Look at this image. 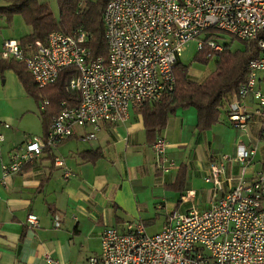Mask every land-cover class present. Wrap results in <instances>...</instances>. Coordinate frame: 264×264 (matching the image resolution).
Masks as SVG:
<instances>
[{
	"label": "built area",
	"instance_id": "2783aa9c",
	"mask_svg": "<svg viewBox=\"0 0 264 264\" xmlns=\"http://www.w3.org/2000/svg\"><path fill=\"white\" fill-rule=\"evenodd\" d=\"M103 23L106 58L91 56L84 31H51L45 43L26 46L17 39L2 42L0 57L22 62L39 87L54 83L63 67H75L78 76L68 87L79 93V103L70 107L62 101L44 138L33 136L22 150L10 152L9 160L0 166L1 185L6 186L11 175L32 163L46 147H56L72 136L77 127L97 131L104 122L116 125L128 118L130 107L171 92L176 59L189 41L209 27L257 41L260 55L249 60L245 82L231 93L228 119L236 130L245 131L253 114L259 115L258 138L264 141V93L256 87L259 73L264 72V0H109ZM206 43L208 56L223 50L214 38ZM203 45L199 39L196 47ZM249 94L255 109L244 103ZM0 126L8 128L9 124L0 121ZM3 140L0 133V145ZM166 147L162 138L152 144L162 169L173 164L165 157ZM235 152L243 167L222 198L203 211L191 208L170 214L154 234L146 233L140 221L125 222L122 231L104 227L99 232V253L84 264H264V171L245 180L255 148L238 143ZM54 164L61 166L63 161L54 157ZM210 169L211 180L219 185L222 168L212 164ZM71 174L65 168L62 177ZM26 224L38 227L37 217L28 215ZM43 253L47 264H65Z\"/></svg>",
	"mask_w": 264,
	"mask_h": 264
},
{
	"label": "crops",
	"instance_id": "0c3cea01",
	"mask_svg": "<svg viewBox=\"0 0 264 264\" xmlns=\"http://www.w3.org/2000/svg\"><path fill=\"white\" fill-rule=\"evenodd\" d=\"M26 30L24 35L31 33L29 26ZM24 35L0 32V48L5 39L21 40ZM262 83L263 77H258L256 86ZM34 102L12 68L0 70V121L9 124L0 126L4 137L0 166L29 138L42 136ZM244 103L256 108L251 94ZM261 123L262 118L253 114L246 130L238 131L227 113L211 128L197 130L195 109H179L157 136L166 141L165 157L173 161L166 169L159 167L160 158L136 110L116 125L103 123L98 131L77 127L51 154L42 152L11 175L6 186L0 184V264H47L44 251L65 264H84L99 253V232L104 227L122 231L125 222L140 221L146 229L160 220V228L150 232L154 234L172 213L207 209L238 180L243 167L235 158L238 143L255 148L245 180L264 171V145L258 151ZM86 152H96L97 157L85 159L81 154ZM50 155L60 157L63 165L54 164ZM212 164L222 168L219 185L211 180ZM65 168L72 172L68 178L62 177ZM179 175L184 176L181 182ZM30 214L37 217L38 227L26 224ZM76 255L83 258L75 259Z\"/></svg>",
	"mask_w": 264,
	"mask_h": 264
},
{
	"label": "trees",
	"instance_id": "16d2710c",
	"mask_svg": "<svg viewBox=\"0 0 264 264\" xmlns=\"http://www.w3.org/2000/svg\"><path fill=\"white\" fill-rule=\"evenodd\" d=\"M56 1L59 10L57 20L54 19L48 5L38 0H0V18L11 23L15 15H20L24 23L31 28V33L20 40L23 46L36 41L45 43L51 31H60L64 34L84 31L87 33L86 46L91 56L106 58L107 43L104 35L103 11L109 0ZM216 31L223 32L214 27L203 31L206 32L205 37L199 39L204 45L200 49L196 48L197 55L193 58L194 61L205 65L210 61L214 62L213 69L207 72L204 78L201 80L189 78V66L182 64L178 56L174 64V89L162 94L157 100L130 107V110H136L141 115L144 129L153 143L157 138H162L157 136L165 127L168 117L179 109L186 107L195 109L197 130L211 128L228 113L231 93L245 82L247 64L249 60L260 55V50L257 41L241 40L233 36L232 40L237 39L244 46L242 49H231L230 43H221L215 34ZM213 38L223 45V50L220 53H210L211 56H208L210 51L206 42ZM6 68H12L16 72L27 93L35 100L43 130L41 138L46 136L51 120L58 114L62 101L70 107L79 103V93L68 87L70 80L78 76V71L73 66L63 67L56 81L44 87H39L33 81L22 62L0 57V70ZM44 101L47 103L42 106ZM44 151L51 154L52 148L46 147ZM81 155L90 160L97 157L96 152H86ZM50 156L54 161L55 156ZM183 177L179 175L178 180L181 182Z\"/></svg>",
	"mask_w": 264,
	"mask_h": 264
},
{
	"label": "rangeland",
	"instance_id": "374dc122",
	"mask_svg": "<svg viewBox=\"0 0 264 264\" xmlns=\"http://www.w3.org/2000/svg\"><path fill=\"white\" fill-rule=\"evenodd\" d=\"M40 3H45L48 5V7L50 8L54 19L57 20L58 16H59V10H58V6H57V1L56 0H38ZM90 1V2H94L96 0H84V2ZM1 4V2H0ZM27 25L23 22L22 18L20 15H15L12 23L8 24L4 18H0V32L4 33H14L17 36H22L24 34L27 33ZM206 32H202L201 34H199L198 38H193L191 41H189L187 43V45L183 48L181 54H180V61L182 64L184 65H188L189 66V71H188V76L191 79H195V80H201L202 78L205 77V75L207 74V72H209L210 70L213 69L214 67V62L210 61L208 64H203L201 62H196L193 60L194 56L197 55V47L196 44L199 40V38H204L205 37ZM218 39L221 41V43H230V48L231 49H242L244 44L242 42H240L239 40L235 39L232 40V36L226 32H219L216 31ZM25 36V35H24ZM258 77H263L264 79V72H260ZM260 87L256 86L257 89L259 88V90L264 93V83L259 84ZM28 94V93H27ZM29 95V94H28ZM30 96V95H29ZM30 98L35 101L31 96ZM35 103V102H34ZM38 109L36 108V111ZM229 142V139L226 140V146L227 143ZM264 145V142H260L259 146H258V151L260 150V147ZM223 152H225V149H222ZM222 152V153H223ZM160 212V211H158ZM162 213V212H160ZM160 228V220L156 221L153 225L147 226L146 233L151 234L150 232H154L155 230H158ZM84 253H81V256H84ZM80 255H76L74 258H80L82 259L83 257H81Z\"/></svg>",
	"mask_w": 264,
	"mask_h": 264
}]
</instances>
